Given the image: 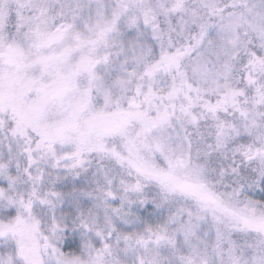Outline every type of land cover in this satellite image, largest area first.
I'll return each instance as SVG.
<instances>
[{
    "label": "snow or ice",
    "instance_id": "snow-or-ice-1",
    "mask_svg": "<svg viewBox=\"0 0 264 264\" xmlns=\"http://www.w3.org/2000/svg\"><path fill=\"white\" fill-rule=\"evenodd\" d=\"M0 264H264V0H0Z\"/></svg>",
    "mask_w": 264,
    "mask_h": 264
}]
</instances>
